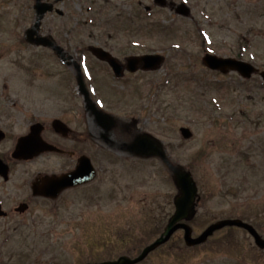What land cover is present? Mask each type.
<instances>
[{"label": "rangeland", "instance_id": "obj_1", "mask_svg": "<svg viewBox=\"0 0 264 264\" xmlns=\"http://www.w3.org/2000/svg\"><path fill=\"white\" fill-rule=\"evenodd\" d=\"M183 1L196 13L199 4L207 10L182 17L157 8L145 18L141 0H66L60 4L63 17L47 15L41 34L84 54L92 99L115 118L106 130L85 110L73 72L64 84L67 70L59 58L27 41L35 21L32 1L0 0V127L8 133L1 156L11 167L8 181L0 177V204L8 213L0 218V264H85L134 256L159 236L178 189L159 158L125 151L142 133L154 135L170 160L193 174L199 187L189 220L194 236L224 218H243L264 235V83L259 75L246 82L202 64L205 52L235 57L242 48L244 60L264 69V0ZM89 45L106 47L121 60L162 53L166 63L122 85L95 61ZM91 69L97 76L92 81ZM166 75H179L174 89L151 93L152 86L165 85ZM56 117L71 124L79 145L96 159L98 177L52 201L33 197L31 182L61 171L64 160L43 155L15 161L11 152L32 123ZM181 126L192 130L191 139L181 136ZM24 202L29 210L16 212ZM140 264H264V250L237 228L187 249L179 231Z\"/></svg>", "mask_w": 264, "mask_h": 264}, {"label": "water", "instance_id": "obj_2", "mask_svg": "<svg viewBox=\"0 0 264 264\" xmlns=\"http://www.w3.org/2000/svg\"><path fill=\"white\" fill-rule=\"evenodd\" d=\"M38 14V19L34 25L33 29L28 30V38L30 41H35L39 44H48L52 45V42L49 41L48 38L45 37H36L38 34V30L40 28V20L43 18V15L52 9L51 5L42 3L41 0H37V4L35 6ZM92 52L99 57L100 59L107 60L109 64L113 67L114 71L117 75L121 74L123 70V66H121L116 59L110 56L109 53L104 51L101 48H91ZM163 58L159 55H144V56H133L127 59V66L131 71H135L138 69L139 65L144 70H154L160 67ZM205 63L208 64L212 68H218L223 72L228 70H236L244 77H251L253 73L256 72V69L253 65L247 62L239 61L232 58H220L217 56L207 55L204 59ZM261 76L264 79V71L261 72ZM80 84L83 90L84 84L82 80H80ZM181 133L184 138H190L192 136L191 131L188 128H181ZM41 129L38 125H34L31 127V132L27 136L21 137L18 140V144L13 153L14 158L18 159H32L40 153L48 150H52V147L48 144H45L40 137ZM4 135L0 134V139L3 138ZM131 150L134 152L150 156L157 155L160 156L166 164L172 170L176 184L180 189V195L175 198V206L176 211L174 215L171 217L165 231L158 237L153 243L146 246L139 256L132 259L127 256H122L116 261H104L100 263H88V264H135L142 261L151 251L156 249L159 245L167 242L173 233L178 229H184L185 235L184 238L188 245H196L203 243L207 240V238L214 233V231L221 229L225 226H238L246 229L253 236L255 243L260 247L264 248V239L259 235V233L255 230V228L243 222L240 219H225L221 220L217 223L210 225L200 236L193 238L192 237V228L182 222V220L189 218L191 213L194 212L195 199L197 194V185L194 181L190 172L182 171L179 167L171 164L164 152L162 144L150 135H140L131 146ZM90 164L84 166V173H87L86 176L82 177L78 180H89L92 178L93 173L90 172ZM9 167L4 164V162L0 159V175H2L5 179L8 178ZM66 177H45L43 179L44 185L38 186L36 183L33 184L34 194L44 195L52 198H56L59 193L64 190L67 186L74 184L77 180L72 179L69 183L63 181ZM50 185H54L52 187ZM26 206H22L21 208H25ZM6 213L1 210L0 206V216H5Z\"/></svg>", "mask_w": 264, "mask_h": 264}, {"label": "flooded vegetation", "instance_id": "obj_3", "mask_svg": "<svg viewBox=\"0 0 264 264\" xmlns=\"http://www.w3.org/2000/svg\"><path fill=\"white\" fill-rule=\"evenodd\" d=\"M48 2H52L54 0H46ZM180 4H185L183 2V0H160V1H156V0H151V2L149 3V0H141V6L143 8V16L145 18H148L149 14H154L153 12L155 11V9L157 8H169V9H173L174 11H180L183 13H187V14H191V16L193 15H200L202 13V9L207 10L205 7H201V5H198L199 11L198 13H196V8L192 9L188 6L189 9L185 10V9H179ZM186 5V4H185ZM179 9V10H178ZM203 10V11H205ZM43 135H44V139L48 142H51L57 146H59L62 150V152L60 153L64 158H66L68 165L70 163L73 164V166L67 170H65L66 172L73 169L74 165L77 163L78 159L83 156L85 154V150L83 149L82 146L79 145V139L78 136L76 135V133L74 131L70 130L69 134H66L64 136L56 133L52 128H50V125H44V129H43ZM52 135L55 136V139H52ZM91 155V160L92 162H95L96 159L93 157L92 154ZM96 164V163H95ZM69 167V166H68ZM91 184H86V185H81V186H77V187H72L67 189L65 192H69L72 190H77V189H83L85 187L90 186ZM93 190L95 192H97L96 188L94 187Z\"/></svg>", "mask_w": 264, "mask_h": 264}, {"label": "snow or ice", "instance_id": "obj_4", "mask_svg": "<svg viewBox=\"0 0 264 264\" xmlns=\"http://www.w3.org/2000/svg\"><path fill=\"white\" fill-rule=\"evenodd\" d=\"M85 73L87 74V69H85ZM101 102L100 101H97V104H100Z\"/></svg>", "mask_w": 264, "mask_h": 264}, {"label": "trees", "instance_id": "obj_5", "mask_svg": "<svg viewBox=\"0 0 264 264\" xmlns=\"http://www.w3.org/2000/svg\"><path fill=\"white\" fill-rule=\"evenodd\" d=\"M228 241H229V242H233V240H232V239H228Z\"/></svg>", "mask_w": 264, "mask_h": 264}]
</instances>
